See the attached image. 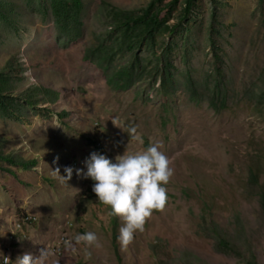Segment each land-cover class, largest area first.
I'll list each match as a JSON object with an SVG mask.
<instances>
[{
    "label": "rangeland",
    "instance_id": "1",
    "mask_svg": "<svg viewBox=\"0 0 264 264\" xmlns=\"http://www.w3.org/2000/svg\"><path fill=\"white\" fill-rule=\"evenodd\" d=\"M112 9L157 21L118 25ZM56 14L54 0H0V153L14 158L0 162V264L42 248L45 264H264V0H81L65 19L77 37ZM157 141L167 199L122 247V218L76 169ZM86 231L94 244L73 239Z\"/></svg>",
    "mask_w": 264,
    "mask_h": 264
},
{
    "label": "clouds",
    "instance_id": "2",
    "mask_svg": "<svg viewBox=\"0 0 264 264\" xmlns=\"http://www.w3.org/2000/svg\"><path fill=\"white\" fill-rule=\"evenodd\" d=\"M136 128L129 127L128 135H133ZM94 144L97 141H93ZM84 169H76L78 175L90 178L93 183L91 190L97 200L110 206V212L122 218L123 224L118 229L117 240L121 246L127 245L133 238L135 230H143L145 218L153 209H160L165 205L167 195L165 185L173 174L169 167L167 156L159 150V142L149 144L143 151L125 154L110 160L105 154L92 151L83 160ZM57 173L58 170H55ZM72 167L66 166L60 175L62 180H67L72 175ZM75 241L85 244H94L96 234L86 231L77 234ZM65 246L70 247L69 241ZM3 264H45L49 251L40 249L37 256L30 253L18 255L14 261L3 256Z\"/></svg>",
    "mask_w": 264,
    "mask_h": 264
},
{
    "label": "trees",
    "instance_id": "3",
    "mask_svg": "<svg viewBox=\"0 0 264 264\" xmlns=\"http://www.w3.org/2000/svg\"><path fill=\"white\" fill-rule=\"evenodd\" d=\"M81 4V0H54V6L56 8V15L57 17H59V21L61 22V24H65L64 29H66L68 31V33L72 36V37H77L79 35V26H80V22H78L77 20H70L66 23L65 19L69 20L70 17H74L73 14H71L69 16V13H71V11L73 10V8H75L76 6H79ZM113 10V9H112ZM118 11L113 10V12H115L116 16L118 17V21L119 24L118 25H126L127 27L130 26V24L133 25H140V24H144L146 26H152V24L157 21V14L155 13H151V11H147L141 15H133L131 13H128L126 11L123 10H119L116 9ZM76 21V22H74ZM74 22V23H73ZM70 24V25H69ZM70 27L73 32H70V30H68L67 28ZM88 52H86L85 57H89L88 56ZM100 64V63H98ZM115 79L112 78H108L107 82L112 85L114 83L119 84L121 86V84L124 82V80L126 78H128V69H122L120 71H118L117 73H115ZM115 84V85H116ZM44 93L45 94H49L50 90L48 89H44ZM5 94L2 92V90H0V99L6 98L4 96ZM218 101V97H216L214 99V101L212 102V106L219 110L221 107L216 104V102ZM14 158L10 157V156H3V154L0 153V162L1 161H9L10 163H14ZM35 161H22L21 162V167H29L31 166ZM1 168V165H0ZM252 185H257L258 183V174L257 172H255L254 170H251L250 172V180ZM258 194L260 195L262 201L264 198V185L261 184L260 185V190L258 191ZM115 217V216H114ZM116 222V220L114 221V223ZM215 233L218 236V245L220 248L222 249H226L232 252H236V253H240V243L238 242V239L236 237H234L233 235H224L221 231H216L215 229ZM237 233H239V231H237ZM252 260V257L251 259Z\"/></svg>",
    "mask_w": 264,
    "mask_h": 264
},
{
    "label": "built area",
    "instance_id": "4",
    "mask_svg": "<svg viewBox=\"0 0 264 264\" xmlns=\"http://www.w3.org/2000/svg\"><path fill=\"white\" fill-rule=\"evenodd\" d=\"M8 264H11V262H10V261H8Z\"/></svg>",
    "mask_w": 264,
    "mask_h": 264
}]
</instances>
